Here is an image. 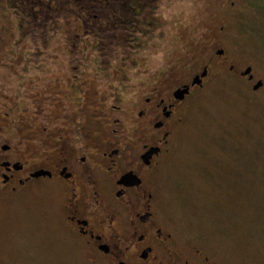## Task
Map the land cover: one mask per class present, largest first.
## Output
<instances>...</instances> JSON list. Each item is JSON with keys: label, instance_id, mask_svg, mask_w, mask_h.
I'll return each mask as SVG.
<instances>
[{"label": "flooded vegetation", "instance_id": "obj_1", "mask_svg": "<svg viewBox=\"0 0 264 264\" xmlns=\"http://www.w3.org/2000/svg\"><path fill=\"white\" fill-rule=\"evenodd\" d=\"M201 4L210 16L202 13L190 30L176 24L192 37L157 72L127 58L118 34L101 40L108 22L88 26L81 10L66 14L81 27L66 33V60L51 77L32 76L44 66L31 51L0 56L10 78L0 88V209L36 193L56 199L68 233L98 264H258L184 244L159 208L156 176L188 100L223 75L264 91L255 69L264 55L244 37L264 32V0ZM138 22L142 39L163 38L158 19ZM141 40L133 36L130 48L139 51Z\"/></svg>", "mask_w": 264, "mask_h": 264}, {"label": "rangeland", "instance_id": "obj_2", "mask_svg": "<svg viewBox=\"0 0 264 264\" xmlns=\"http://www.w3.org/2000/svg\"><path fill=\"white\" fill-rule=\"evenodd\" d=\"M43 1L50 8L36 0H27L24 5L18 0H0V56L14 49L31 51L44 66L32 76L51 77L54 65L66 60V33H78L81 26L74 16L66 15L78 12L74 6L68 9L58 0ZM202 1L208 3L156 0L151 17L161 22L162 39L151 42L142 39L140 31L129 33V28L124 30L129 25L126 22L113 29L106 27L100 39H108L104 33L118 34L117 43H124L127 58L140 69L157 72L171 64L170 52L192 37L190 32L180 34L176 24L190 30L202 13L208 17ZM91 20L88 26L94 25ZM103 23L95 18V25ZM179 35L183 41L176 42ZM133 36L143 41L139 51L130 48ZM244 37L248 48L257 47L264 55V32ZM85 41L88 44L89 38ZM40 51L46 52L40 55ZM2 60L7 64L6 57ZM255 69L264 74V63ZM8 74L0 70V88L10 82ZM180 76L177 71L179 81ZM173 148L157 173L156 188L160 211L175 234L184 244L195 243L235 261L264 264V91L251 93L236 79L220 76L184 106ZM0 264L98 263L68 233L56 199L36 193L0 209Z\"/></svg>", "mask_w": 264, "mask_h": 264}, {"label": "trees", "instance_id": "obj_3", "mask_svg": "<svg viewBox=\"0 0 264 264\" xmlns=\"http://www.w3.org/2000/svg\"><path fill=\"white\" fill-rule=\"evenodd\" d=\"M57 2H59V5L63 4L61 6L68 9H72L71 6H74L76 10H81L82 16L92 18V21H95L97 17H99V20L107 21V28L111 27L113 29L117 24L120 25L126 22L129 25L128 27L125 26L124 30L129 28V33L140 31L139 25L134 23L135 19L139 21L141 17H145L147 20L156 10V0H58ZM92 6L93 8L88 12V8ZM94 8H96L95 11Z\"/></svg>", "mask_w": 264, "mask_h": 264}]
</instances>
